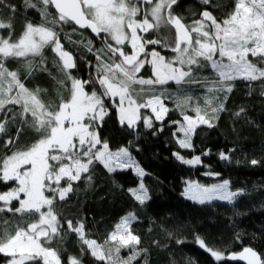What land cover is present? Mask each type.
<instances>
[{
  "label": "snow or ice",
  "instance_id": "obj_1",
  "mask_svg": "<svg viewBox=\"0 0 264 264\" xmlns=\"http://www.w3.org/2000/svg\"><path fill=\"white\" fill-rule=\"evenodd\" d=\"M199 3L205 7L188 19L179 11L180 0H22V9L37 11L41 22L33 24L29 20L16 36L17 7L10 0H0L3 264H85V255L103 264H148V249L140 247L141 238L133 232V222L139 220L135 213L123 216L107 239L98 243L90 238L83 218L68 219L57 208L74 192V183H93L96 164L102 165L109 175L132 170L137 186L128 188V194L140 206L152 199L144 181L151 174L134 155L141 151L140 144L129 140L113 149L101 135L105 118L113 109L120 127L129 130L134 138H139L141 126L152 135L162 132L169 112L178 111L180 119H168L173 126L172 139L178 146L173 157L189 167H207L202 157L209 155L210 150L191 157L181 150L195 153L193 140L197 130L201 126L216 127L219 114L229 110L226 104L236 87L235 81L246 82L249 95L255 91L252 82L259 81V95L264 96V0H234L231 10L220 18L210 10L219 6L213 0ZM66 27L70 33L88 29L101 40L99 48L92 40L74 42L82 44L94 57L95 63L89 61L87 65L91 69L87 79L73 75L77 58L61 42L62 36L71 40ZM45 49L58 58L53 66L62 76L53 78L61 85H69V95L61 97L55 107L43 102L41 89H29L24 82L35 70L52 75ZM165 51L174 55L166 57L162 54ZM9 61L23 67L24 79L19 69L8 67ZM146 66L151 75L141 76ZM205 68H210L215 78L201 79ZM169 82L181 86L199 84L205 90L203 105L199 100L191 104L195 116L186 110L194 97L183 87L174 95L167 88L157 87ZM169 100L174 108L166 103ZM246 112L241 107L233 114L237 119H246ZM25 128L38 137L30 145L18 147ZM235 152L233 147L220 151L218 157L240 164L233 158ZM245 163L264 166V158ZM182 194L200 205L214 201L234 205L247 193L242 188L233 189L225 179L210 186L185 181ZM68 234H74L80 242L78 255H64ZM194 239L217 262L264 264V254L251 246L225 255V250L212 247L200 234H195ZM235 239L241 240L239 232ZM109 242L116 247L106 248ZM121 249H130L127 257L120 255Z\"/></svg>",
  "mask_w": 264,
  "mask_h": 264
},
{
  "label": "trees",
  "instance_id": "obj_2",
  "mask_svg": "<svg viewBox=\"0 0 264 264\" xmlns=\"http://www.w3.org/2000/svg\"><path fill=\"white\" fill-rule=\"evenodd\" d=\"M10 2L16 5L18 12L15 17L16 36L29 20L33 24L41 22V16L37 11L22 9V0ZM213 3L219 6L210 10L213 15L220 18L231 10L234 0H213ZM180 5L179 11L188 19L192 18L193 12L199 13L205 7L199 0H180ZM65 33L71 36V40L62 36L61 42L66 49L73 51L77 58V68L72 70L73 75L87 79L91 72L87 65L89 61L95 63L94 57L82 44L74 42L86 43L92 40L95 47L99 48L101 40L88 30L70 33L66 27ZM157 49L161 50L158 46ZM162 54L167 57L173 55L170 51ZM45 55L52 75L35 70L31 76L24 79V69L21 65L9 61L8 67L13 70L19 69L26 87L33 90L41 89L40 98L43 102L55 107L60 103L61 97L66 98L69 95V85L68 82L61 85L53 78L62 76L53 66V62L58 60L55 54L45 49ZM140 75L150 76V68L146 66ZM204 77L215 78L210 68L203 70L201 79ZM235 84L236 87L226 104L229 110L219 114L216 127L209 129L201 126L197 130L198 134L193 140L196 145L195 153L181 150L189 157L210 150L209 155L202 157L207 167H189L173 157L172 153L178 150V146L172 139L173 126L168 124V119H180L178 111L169 112L162 132L152 135L141 126L139 138H134L129 130L120 127L116 111L113 109L111 115L105 118L104 126L100 129L101 135L108 139L113 149L125 145L129 140L140 144L141 151L134 155L141 166L151 174L145 176L144 181L150 188L152 199L146 205L140 206L128 194L126 191L128 188L137 186V177L132 170L109 175L102 165L96 164L93 183L90 186L83 180L78 184L74 183V192L69 194L67 201L60 202L57 210L61 211L64 217L74 221L83 218L90 238L96 239L98 243H103L107 239L123 216L135 213L139 220L133 222V232L141 238L140 247L148 249V264H190L193 260L195 264H236L228 260L215 261L209 253L198 247L194 239L195 234H200L212 247L225 250V255L238 252L245 246H251L264 254V166L252 167L245 163L252 158H264V96L259 95V81L252 82L255 91L251 95L248 94L246 82L237 80ZM157 87L176 92L183 87L184 91L192 96H197L199 92L203 105L205 90L199 84L181 86L172 83ZM166 103L170 108L175 107L170 100ZM241 107L247 110L246 119H237L233 114ZM157 125L159 126V122ZM37 137V133L25 128L17 141V146H28L35 142ZM233 147L236 148V152L232 154L233 158L240 160V164L227 163L219 159L220 151H228ZM210 172L220 175L206 174ZM225 179L230 181L233 189L242 188L247 193L234 205L221 202L200 205L182 194L185 181L212 185ZM237 232L241 235L240 241L235 239ZM177 240H183L184 243H177ZM154 241L158 243H153ZM63 247L67 250L65 257L78 255L80 242L74 234H68ZM105 247L115 248L116 245L109 242ZM129 251L130 249H121L120 255L127 257ZM4 259L6 258L0 256V264H3ZM84 261L85 264H103L89 255L84 256ZM136 264H140V261Z\"/></svg>",
  "mask_w": 264,
  "mask_h": 264
},
{
  "label": "rangeland",
  "instance_id": "obj_3",
  "mask_svg": "<svg viewBox=\"0 0 264 264\" xmlns=\"http://www.w3.org/2000/svg\"><path fill=\"white\" fill-rule=\"evenodd\" d=\"M158 50V49H157ZM174 55V54H173ZM167 57V56H166ZM250 59H251V57H250ZM172 83H174V82H169L168 84H172ZM168 84H166V85H168ZM175 84V83H174ZM169 93H171V94H175L176 93V91L175 90H169ZM194 97V99H193V101L187 106V108H186V110L189 112V114H195L194 112H191V104L192 103H195L197 100H199V103L201 104V100H200V96H199V92L197 93V96H193ZM202 105V104H201ZM142 111H144V110H142ZM196 182H198V181H196ZM200 183V182H199ZM219 183H221V182H219ZM201 184V183H200ZM216 184V183H215ZM204 185V184H203ZM208 186H210V185H208ZM214 202H221V203H226V204H228L227 202H222V201H214ZM214 202H212V203H214Z\"/></svg>",
  "mask_w": 264,
  "mask_h": 264
},
{
  "label": "water",
  "instance_id": "obj_4",
  "mask_svg": "<svg viewBox=\"0 0 264 264\" xmlns=\"http://www.w3.org/2000/svg\"><path fill=\"white\" fill-rule=\"evenodd\" d=\"M80 30H88V29H80ZM90 31V30H88ZM91 32V31H90ZM93 34V33H92ZM231 263H236V264H246V262L243 261H230Z\"/></svg>",
  "mask_w": 264,
  "mask_h": 264
}]
</instances>
